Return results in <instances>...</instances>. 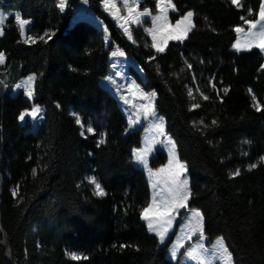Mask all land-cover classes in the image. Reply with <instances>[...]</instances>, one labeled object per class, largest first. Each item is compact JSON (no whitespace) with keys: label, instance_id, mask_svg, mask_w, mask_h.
<instances>
[{"label":"trees","instance_id":"1","mask_svg":"<svg viewBox=\"0 0 264 264\" xmlns=\"http://www.w3.org/2000/svg\"><path fill=\"white\" fill-rule=\"evenodd\" d=\"M78 1L61 11L59 0H0L32 21L26 39L15 15L4 24L0 53L11 77L36 75L33 100L0 90V264H178L167 255L173 236L161 243L142 219L150 189L132 161L142 131H127L117 98L100 83L110 69L104 28L141 69L131 66L133 77L156 92L207 242L223 238L233 264H264V54L231 49L236 27L258 18L262 0H172L173 20L193 11L194 26L164 52L142 30L138 45L128 40L103 0H88L102 27L84 17L71 23ZM33 105L44 108L36 133L19 119ZM165 160L159 152L151 164Z\"/></svg>","mask_w":264,"mask_h":264},{"label":"rangeland","instance_id":"2","mask_svg":"<svg viewBox=\"0 0 264 264\" xmlns=\"http://www.w3.org/2000/svg\"><path fill=\"white\" fill-rule=\"evenodd\" d=\"M155 2L156 5L155 8H153L151 4L146 3V0H108V7H106L105 0H103L101 7L102 10L105 11L118 25L128 40H130L134 45L139 44L136 31L142 30L150 38L152 47L156 50V47L153 46L155 44L162 47L164 49L162 52H164L170 41H182L185 39H177L176 37L181 35L187 22L182 23L179 27H177V21H181L187 12L180 18L173 20L172 13L176 11L173 1L171 0L174 8L168 7L166 3L162 4L161 0H155ZM68 3L69 0H66V6ZM262 4H264V0H262ZM161 7L166 8L165 14L161 13ZM72 9L74 17L72 18L71 23L79 17H84L98 26H103L102 20L94 15L91 10L88 0L78 1ZM145 12H147V14H144ZM0 14H3L6 17L3 25L0 26L3 31L7 18L10 15L17 16L18 13L9 8H0ZM157 17H159V19H156ZM193 17L194 13L191 17V24L194 26ZM23 20L28 21V23L24 25L23 34L21 32V37L26 39L27 32L31 28L32 21L29 19ZM257 21L259 22L256 23L255 28L251 27L249 23L236 27L243 29V31L239 33L235 31L236 39L231 47L233 51L240 52L243 50L258 48L264 54V50L255 46V44L258 43H264V39H262L259 35V33L264 30V21H260V16L258 15L256 20L250 22ZM125 29H127L128 32H125ZM190 31L187 32L186 36ZM129 33L131 34V39H129ZM104 38L106 44L108 46L111 45L109 50L110 69L105 76L100 78V83L117 98L127 119V131L130 132L136 129H140L142 131L140 145L132 150V161L136 166L144 170L146 174L150 189V201L147 207L153 204V198L155 197L156 207L150 215L153 216L154 227L157 228V230L162 231L165 225L157 223L155 213L162 211L166 206V203L171 204V190L177 187L180 182L186 179L188 181L187 187L190 190V178L187 170V164L178 157L175 142L166 130L165 117L155 108L156 92L154 90H146L130 72L131 66L142 74L141 69L133 62L132 57L125 53L118 44L111 43L109 33L105 28ZM237 41L240 42V50H237V48L234 47V45L237 44ZM114 52H116L117 55H113ZM119 52H122L123 55H119ZM3 55L4 61L3 63H0V87H2L0 90L2 92H11L12 94L24 91L25 96L28 99L33 100L35 94V80L31 83V85L28 84V81L29 77L36 78L35 73L31 72L24 76L16 77L15 80H13L11 75L14 70L8 68L6 64V55L4 53ZM18 85L19 87H17ZM29 88L32 91L31 97L27 95ZM152 93H155L154 97H152ZM34 109L40 110L35 114V116L31 115ZM153 112L155 113L154 115L152 114ZM43 113V107L33 105L31 108L25 109L21 112L20 116L24 115V119L20 121L25 123L26 120L29 119L32 123L30 130L36 133L43 120ZM161 119L163 122L162 132L157 127V125L161 124ZM173 145H175V159H173L172 155H170ZM159 152L165 154L166 160L164 163L154 166L151 164V161L153 158L158 157ZM134 153L142 154L145 162H139ZM177 161L179 164L184 165L183 170L178 167ZM173 180L176 181L175 184L173 183ZM153 184L156 185L155 188L153 187ZM1 186L2 182L0 179V192ZM189 198L186 202L187 207L176 208L175 211L171 213V223L166 225L168 230L164 234L163 241H161L157 231L150 232L157 235L161 243H165L171 236H173L169 244L167 255L178 264H228L225 257L221 255L217 246V240L220 239V237L216 238L211 243H208L205 234L204 238L201 239L199 231L194 233L190 231V222L192 224L195 223V221L192 220V213L194 211H199L201 213V211L188 206ZM160 219L164 220L168 218L161 217ZM143 220L148 226V221L145 219ZM193 249L196 250L197 259H193L188 256V253ZM173 250L176 251L175 258H173L171 254ZM72 254L78 255L75 251L71 252V257ZM231 264H233V260Z\"/></svg>","mask_w":264,"mask_h":264},{"label":"snow or ice","instance_id":"3","mask_svg":"<svg viewBox=\"0 0 264 264\" xmlns=\"http://www.w3.org/2000/svg\"><path fill=\"white\" fill-rule=\"evenodd\" d=\"M161 3L162 4L163 3H166L168 7L174 8V5H172L171 0H161ZM232 3H233V5H235L237 7H241L242 6L240 4V0H232ZM65 6H66V0H59L58 7L61 9V11L64 10ZM105 6L108 7V0H105ZM249 11L251 13V10H249ZM161 13L162 14H165L166 13V8L161 7ZM144 14H147V12H145ZM192 16H193V12L189 11V12H187L184 15V17L182 18L181 21H177V27H179L182 23L187 22L186 27L184 28V30L181 33V35H179V36L176 37L177 39L186 38L187 32L190 31L191 28L193 27V25L191 24V17ZM259 16H260V21H264V4H262L261 7H260ZM5 18L6 17L3 14H0V26L3 25ZM16 19L20 23L21 32L23 34L24 25L27 24L28 21L21 19V17L19 16V14H17ZM156 19H159V17H157ZM165 19H166V16H165ZM241 19H243V17ZM258 22L259 21H257V22H249V21H246V23H249L251 25V27H253V28L256 27V23H258ZM235 31H237L239 33L241 31H243V29L236 28ZM125 32H128V30L125 29ZM0 35H3L2 28H0ZM259 35H260V37L262 39H264V30H262L259 33ZM28 39L31 40L32 38L31 37H28ZM41 39H43V37H41ZM129 39H131V34L130 33H129ZM154 39H155V37H154ZM153 46L156 47L157 52H162L164 50L162 47H159V46H157L155 44ZM255 46L256 47H260L262 50H264V43H258V44H255ZM234 47H236L237 50H240V42L237 41V44L234 45ZM113 55H117V53L114 52ZM119 55H123V53L122 52H119ZM3 61H4V55H3V53H0V63H3ZM190 67H191V65H189V68ZM34 80H35V77H29L28 84L31 85V83ZM17 87H19V85ZM224 91L227 92V89H225ZM27 95L29 97H31V95H32V91H31L30 88H29V90L27 92ZM151 95H152V97H154L155 96V93H152ZM189 95H191V90H189ZM204 99H208V97L205 96ZM57 107H59V105H57ZM193 107H199V105H194ZM257 110H260L259 107H257ZM39 111H40L39 109H34L33 113H31V115L35 116V114L38 113ZM152 114L154 115L155 113L153 112ZM19 119L20 120H23L24 119V115H21L19 117ZM77 123H80L79 118H77ZM162 123L163 122H162V119H161V124L160 125H157V127L160 129L161 132L163 131ZM215 123H216V121H213V124H215ZM87 131L91 133L94 130H93L92 127H88ZM83 134L84 133L82 132L81 135H83ZM99 143H101V144L104 143V140L101 139L99 141ZM134 155H136V158H137V160L139 162H141V163H144L145 162L144 161V157H143L142 154H140V153H134ZM170 155H172L173 159H175V145L172 146V150L170 152ZM261 160H264V157H261ZM170 163H171V161H170ZM177 165H178V167L180 169H182V170L184 169V165L183 164H179L178 161H177ZM256 166H257L256 164H252L249 167L250 168H255ZM33 175H35V171H33ZM230 175L233 178L236 177V176H239L240 175V169H236L235 172L231 173ZM88 179H89V183H92L95 186V194L98 195V196H104L105 195V192L103 191L100 183L96 180V178L95 177H91V178H88ZM173 183L175 184L176 181L173 180ZM187 185H188V181L186 179L184 181L180 182V184L177 187H175L174 189L171 190V192H172V202H171V204H167L166 203V206L164 207V209L162 211H158V212L155 213V215L157 217V223H162V224L165 225V227L163 228L162 231L157 230V228L154 227L153 216L150 215V213H153V210L156 207L155 197L153 198V204L150 205L149 207H146L143 210L142 218L148 221V228H149L150 231H157V234L160 236L161 241H163L164 234L168 230L167 227H166V225H168V224L171 223V218H170L171 217V213L173 211H175L176 208L187 207V203L186 202H187L188 198L191 195V192L188 189ZM155 186L156 185L153 184V187L154 188H155ZM16 195H17V191L14 190L13 191V196H16ZM161 217H167L168 219L161 220L160 219ZM203 219L204 218H203V216L201 215V213L199 211H194L192 213V220L195 221V223L192 224L190 222V224H189L190 231L193 232V233L196 232V231H199L200 238L201 239L204 238V224H203ZM217 246H218V249L221 252V255L225 257V259L228 262V264H231V262H232V255H231V253H229L227 247H225L223 238H220V239L217 240ZM171 254H172V257L175 258L176 251L173 250ZM188 256L191 257V258H193V259H197L198 258L197 255H196V250L195 249H193L191 252H189L188 253ZM72 258L73 259H80V257L77 256L76 254H72Z\"/></svg>","mask_w":264,"mask_h":264}]
</instances>
